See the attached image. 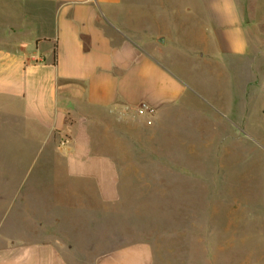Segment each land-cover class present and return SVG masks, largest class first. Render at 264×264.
<instances>
[{"label":"crops","instance_id":"0c3cea01","mask_svg":"<svg viewBox=\"0 0 264 264\" xmlns=\"http://www.w3.org/2000/svg\"><path fill=\"white\" fill-rule=\"evenodd\" d=\"M0 129L27 183L61 185L28 188L49 208L0 226V264H149L114 235L150 210L203 216L201 264H264V0H0ZM257 165L250 238L212 239L204 201Z\"/></svg>","mask_w":264,"mask_h":264},{"label":"rangeland","instance_id":"374dc122","mask_svg":"<svg viewBox=\"0 0 264 264\" xmlns=\"http://www.w3.org/2000/svg\"><path fill=\"white\" fill-rule=\"evenodd\" d=\"M10 139L11 134L5 135L0 129V226L2 228L10 224L13 218H15L18 223H25L27 220L25 216L26 212L28 213V209L29 213L33 216L44 212L46 207L49 208L50 200L36 199L33 196L31 199H28L26 195L28 188L33 187L37 194V192H49L51 188L58 191L61 187L59 184L27 183L26 179H23L24 176L32 175V171L35 169L33 167H23L22 165L27 163L26 158L23 156L27 155V152H10L6 150V148L9 149V147L11 148L12 146ZM18 144L19 142L17 145ZM263 151L264 150L259 147L258 151H254L253 153L250 152L249 156L245 158L249 161H244L248 164L256 160L264 162ZM193 155L196 158H201L202 153L196 151ZM14 157L17 159H13ZM257 167L258 170L250 166L242 169L243 172L247 170V172H250L248 176L247 173L242 175V179L247 180L246 183L238 184L228 182L221 185L224 190L223 193L218 194L217 192H213L210 200L204 201L203 204L206 205L209 203L210 205L209 218L212 227V239H219L220 233L224 239L229 236L234 238L235 234L238 233L235 231L220 232V228L222 226V229H225V224L234 229L235 223L241 222V220L244 222L243 228H246L242 235L246 240L250 238L252 225L249 223V220L251 217L236 216V214L237 212L241 213V211L244 213L246 209L249 211L251 205L255 202V200L251 199L249 196L256 192L258 193V191L259 193L261 192L262 183L260 180L263 178V172L259 165H257ZM36 171H38V169H36ZM233 173L234 170L231 169V175L235 178ZM59 174L60 173L56 171L55 176L59 177ZM237 178L239 179L240 177L237 176ZM17 179L20 180L19 183L16 182ZM256 179H259L257 185L254 183ZM198 212H202V209H196V213ZM149 213L150 215L148 214L142 217H130L131 220L133 219L132 222L135 223L125 226L127 230H122L121 227H118L120 230L115 232V243H122V241L118 240H125L127 242L142 241L147 243L151 255L149 264H188V261L189 264H192L190 263L192 258H195L193 264H201L198 262V257L202 254V215L194 216L195 232H187L186 230L177 231V227L172 225L170 221V216L155 215L154 210H150ZM44 218L47 222L50 221L49 215L44 216ZM184 221H186L185 216ZM181 227L182 225L180 224L179 228ZM6 234V238L11 239V236L13 237L12 233L8 234L6 232ZM101 250L102 249H100V251Z\"/></svg>","mask_w":264,"mask_h":264},{"label":"built area","instance_id":"2783aa9c","mask_svg":"<svg viewBox=\"0 0 264 264\" xmlns=\"http://www.w3.org/2000/svg\"><path fill=\"white\" fill-rule=\"evenodd\" d=\"M135 112L139 115H145L146 113L150 112V108L147 107L145 104H139L134 108ZM151 120L147 119V123H150Z\"/></svg>","mask_w":264,"mask_h":264}]
</instances>
